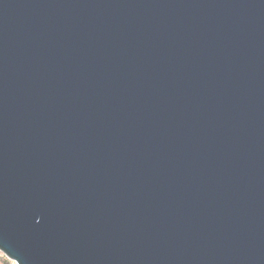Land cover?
<instances>
[{
  "label": "water",
  "instance_id": "95a60500",
  "mask_svg": "<svg viewBox=\"0 0 264 264\" xmlns=\"http://www.w3.org/2000/svg\"><path fill=\"white\" fill-rule=\"evenodd\" d=\"M0 252L264 264V0H0Z\"/></svg>",
  "mask_w": 264,
  "mask_h": 264
},
{
  "label": "rangeland",
  "instance_id": "374dc122",
  "mask_svg": "<svg viewBox=\"0 0 264 264\" xmlns=\"http://www.w3.org/2000/svg\"><path fill=\"white\" fill-rule=\"evenodd\" d=\"M0 264H15L13 261L6 258L1 252H0Z\"/></svg>",
  "mask_w": 264,
  "mask_h": 264
}]
</instances>
